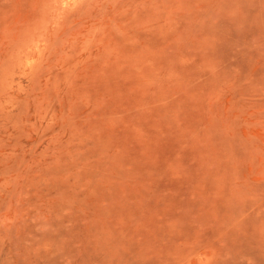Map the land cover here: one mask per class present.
<instances>
[{
  "label": "rangeland",
  "instance_id": "rangeland-1",
  "mask_svg": "<svg viewBox=\"0 0 264 264\" xmlns=\"http://www.w3.org/2000/svg\"><path fill=\"white\" fill-rule=\"evenodd\" d=\"M0 264H264V0H0Z\"/></svg>",
  "mask_w": 264,
  "mask_h": 264
}]
</instances>
